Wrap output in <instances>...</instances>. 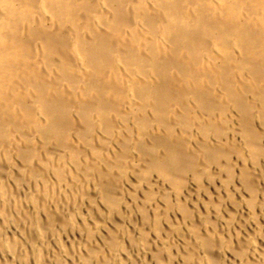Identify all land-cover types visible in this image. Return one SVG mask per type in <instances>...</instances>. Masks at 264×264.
<instances>
[{
	"label": "bare ground",
	"instance_id": "6f19581e",
	"mask_svg": "<svg viewBox=\"0 0 264 264\" xmlns=\"http://www.w3.org/2000/svg\"><path fill=\"white\" fill-rule=\"evenodd\" d=\"M0 264H264V0H0Z\"/></svg>",
	"mask_w": 264,
	"mask_h": 264
}]
</instances>
